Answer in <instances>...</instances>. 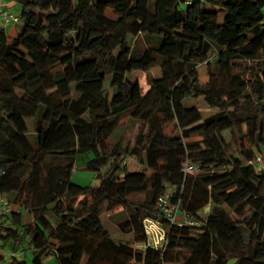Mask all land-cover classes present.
<instances>
[{
	"label": "trees",
	"instance_id": "16d2710c",
	"mask_svg": "<svg viewBox=\"0 0 264 264\" xmlns=\"http://www.w3.org/2000/svg\"><path fill=\"white\" fill-rule=\"evenodd\" d=\"M13 2L18 34L0 27V193L12 208L0 240L26 242L31 264H264V163L253 164L264 0ZM85 154L96 187L71 182ZM168 187L196 225L167 224L156 202ZM144 219L165 228L163 253L140 247Z\"/></svg>",
	"mask_w": 264,
	"mask_h": 264
},
{
	"label": "built area",
	"instance_id": "2783aa9c",
	"mask_svg": "<svg viewBox=\"0 0 264 264\" xmlns=\"http://www.w3.org/2000/svg\"><path fill=\"white\" fill-rule=\"evenodd\" d=\"M1 23L3 26L8 24H18L19 19L18 15H14L7 11L0 12ZM264 163V159L258 156L253 164L258 170H261V166ZM184 173H195L198 172V167L185 163L183 165ZM3 173L0 172V176ZM175 190L171 187L166 188L165 192L157 198V206L163 214L166 222L170 226H194L196 223L189 218L185 213H183L179 208V201H173L175 196ZM0 216L8 215L12 210L11 206L7 203L6 199L0 193ZM143 230L146 236L145 244L140 247L143 249H152L156 252L163 253L167 244V233L163 226L153 220V219H144L143 220ZM0 264H9L7 260L3 261Z\"/></svg>",
	"mask_w": 264,
	"mask_h": 264
},
{
	"label": "rangeland",
	"instance_id": "374dc122",
	"mask_svg": "<svg viewBox=\"0 0 264 264\" xmlns=\"http://www.w3.org/2000/svg\"><path fill=\"white\" fill-rule=\"evenodd\" d=\"M8 12V11H7ZM10 13V12H9ZM17 26V30L19 31V23L18 24H11L6 28V31L8 32L12 27ZM11 34V33H8ZM18 34V32H17ZM13 36V34L11 35ZM152 77H160L159 71L156 72V70H152L150 72ZM133 77L138 79L140 87L142 89V92L145 93L148 89V83L146 81V77L143 73L136 72L132 74ZM200 78L203 83H207L208 81V70L206 66H202L200 68ZM199 107L200 109L204 111H208V107L204 103L203 99L199 100ZM172 125H167V133L172 132ZM227 139L231 141L232 148L235 150L238 146V141L234 142L232 141V137L229 133H226ZM238 138V136L236 137ZM114 142V141H112ZM93 157L90 154L80 155L77 157L76 164H75V171L72 172L71 176V182L79 187H96L99 185V181L95 178L94 173L87 171L84 166L87 162L92 160ZM128 170L136 169V166L129 162L128 163ZM140 170V169H138ZM107 231L109 232L110 236L115 239L118 242H126L132 238L131 234H122L120 233L116 228L109 226L107 223H103ZM2 245V246H1ZM0 250L2 255L4 256V259L8 262L11 260V258H16L18 261H25L27 264H31L32 261V251L29 249L28 244L26 242L21 243L17 250H13L12 246V240H0ZM25 252V256H24ZM106 256L102 254V258H105ZM48 264H55L53 260L49 261ZM228 264H234V260L230 261Z\"/></svg>",
	"mask_w": 264,
	"mask_h": 264
},
{
	"label": "crops",
	"instance_id": "0c3cea01",
	"mask_svg": "<svg viewBox=\"0 0 264 264\" xmlns=\"http://www.w3.org/2000/svg\"><path fill=\"white\" fill-rule=\"evenodd\" d=\"M185 3L191 1V0H184ZM1 11H8L14 15H18L19 14V11H20V7L15 4V2H13V0H0V12ZM11 25V24H8L6 26H3L2 23H1V18H0V27L4 29L5 33L11 37V38H14L16 37L17 35V26H14L12 27V29H10L8 32L6 31V28ZM8 33H11V34H8ZM13 34V36H11ZM0 209H1V206H0ZM2 216H0L1 218ZM2 246V245H1ZM0 246V248H1ZM1 252V250H0ZM14 258V257H13ZM12 259V258H11ZM16 259V258H15ZM17 260V259H16Z\"/></svg>",
	"mask_w": 264,
	"mask_h": 264
}]
</instances>
